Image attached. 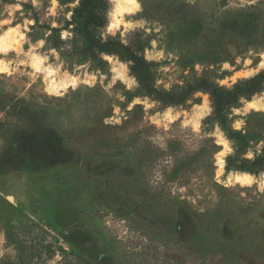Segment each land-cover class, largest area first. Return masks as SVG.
I'll return each mask as SVG.
<instances>
[{
	"label": "rangeland",
	"instance_id": "374dc122",
	"mask_svg": "<svg viewBox=\"0 0 264 264\" xmlns=\"http://www.w3.org/2000/svg\"><path fill=\"white\" fill-rule=\"evenodd\" d=\"M136 3L0 0V264H264V91L222 125L123 47L160 90L231 87L264 70V0Z\"/></svg>",
	"mask_w": 264,
	"mask_h": 264
},
{
	"label": "trees",
	"instance_id": "16d2710c",
	"mask_svg": "<svg viewBox=\"0 0 264 264\" xmlns=\"http://www.w3.org/2000/svg\"><path fill=\"white\" fill-rule=\"evenodd\" d=\"M123 47L131 63L129 68L137 77L142 93L151 95L163 105H180L196 91H206L212 105L211 115L222 125L228 123L232 108L239 106L242 99H249L252 95L264 91V70L250 78L238 80L231 87L221 86L213 82L209 76L201 75L191 79L179 89L160 90L154 85L150 64L144 56L136 54L128 47Z\"/></svg>",
	"mask_w": 264,
	"mask_h": 264
},
{
	"label": "bare ground",
	"instance_id": "6f19581e",
	"mask_svg": "<svg viewBox=\"0 0 264 264\" xmlns=\"http://www.w3.org/2000/svg\"><path fill=\"white\" fill-rule=\"evenodd\" d=\"M135 2H136V0H135ZM126 6H127V4H125ZM121 6H123V4L121 5ZM126 9L127 10H134V9H136L135 7H134V5H132V4H130L129 2H128V6L126 7ZM118 10V9H117ZM120 11V10H119ZM126 11V10H125ZM121 12V11H120ZM119 12V13H120ZM118 16V15H117ZM118 23L116 22V25H117ZM2 44V43H1ZM0 47H1V45H0ZM2 49V48H1ZM70 80H62V81H60V82H56V81H54V80H49L48 82H47V85H48V87H49V89H51V90H57V89H62V88H64V87H66V85L68 84V82H69ZM58 91V90H57ZM261 104V103H260ZM259 105V101H250L249 102V106H254V107H257ZM223 163V161H222V159H220L219 158V164L221 165ZM264 174V173H263ZM231 177V176H230ZM245 177H247L248 178V176H247V174H235L234 175V180H236V181H242V180H244V178ZM264 179V178H263ZM243 183H245V182H243Z\"/></svg>",
	"mask_w": 264,
	"mask_h": 264
},
{
	"label": "clouds",
	"instance_id": "9594fccd",
	"mask_svg": "<svg viewBox=\"0 0 264 264\" xmlns=\"http://www.w3.org/2000/svg\"><path fill=\"white\" fill-rule=\"evenodd\" d=\"M128 2H129L130 4H132V5H134V7L136 8L137 11L140 10V5L137 4V3L135 2V0H128ZM18 9H19V5H16L15 8H14V10H18ZM41 43H42V41H41ZM153 45H155V41H153ZM225 67H227V65H225ZM0 71H3V69H0ZM247 179H248V178L245 177V178H244V182H247ZM55 259H56V260H59V259H61V257H60L59 255H57V256L55 257Z\"/></svg>",
	"mask_w": 264,
	"mask_h": 264
}]
</instances>
